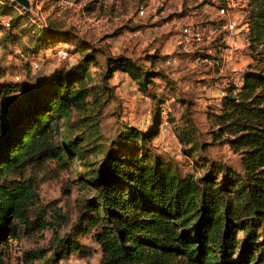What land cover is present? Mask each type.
<instances>
[{"label":"trees","instance_id":"1","mask_svg":"<svg viewBox=\"0 0 264 264\" xmlns=\"http://www.w3.org/2000/svg\"><path fill=\"white\" fill-rule=\"evenodd\" d=\"M248 6L246 38L258 49V63L245 69L240 84L228 83L216 110L208 113L212 141L228 145L239 170L217 162L204 175L182 176L144 149L105 154L94 166L82 160L85 149L78 137L57 138L54 122L85 108L88 55L70 67H54L50 79L43 76L24 88L6 82L0 68V264L10 240L32 238L47 228L53 234L49 245L24 251L22 263L60 264L73 254L91 255L94 248L83 242L90 239L102 253L97 264H264V0H249ZM14 9L13 2L0 0V28L10 40L28 36L23 50L33 56L24 65L35 74L39 68L32 57L71 33L45 23L36 34L15 33L25 12L11 20L12 27L3 23ZM148 69L124 55L107 57L102 80L117 71L141 88L152 77L167 79ZM94 88L104 95V88ZM154 119L157 129L162 122ZM83 128L85 141L99 130L93 122ZM141 133V143L158 135ZM75 156L84 168L75 181L94 193L82 198L75 221L61 233L67 219L56 200H41L40 190L69 169ZM73 183L63 182V194L70 196Z\"/></svg>","mask_w":264,"mask_h":264},{"label":"rangeland","instance_id":"2","mask_svg":"<svg viewBox=\"0 0 264 264\" xmlns=\"http://www.w3.org/2000/svg\"><path fill=\"white\" fill-rule=\"evenodd\" d=\"M30 1V12L14 3L17 9L3 20H9L12 27L11 20L25 12L15 33L26 29L27 34L31 31L36 34L45 23L58 31L70 32L63 39L67 44L62 42L38 51L32 62L39 69L31 74L24 65L31 55L23 50L28 36L19 37V41L10 40L5 36L6 30L0 28V68L5 72L6 82L24 88L43 76L50 79L55 74L54 67L61 64L70 67L88 55L91 62L87 64L86 85L90 94L85 108L54 121L59 127L57 138L60 141L80 139L85 149L82 160L98 166L105 154L140 153L144 149L149 155L169 162L182 176L204 175L209 165L217 162L240 169L238 156L228 145L212 141L208 113L214 112L220 103L218 91L228 83L240 84L245 69L258 63V49L250 45L247 32L243 36L231 35L224 29L225 19L232 16L239 25L244 22L249 0H236L238 5L224 17L217 12L221 0ZM140 7L145 9L142 16L137 13ZM184 27L190 28L193 34L191 53H179L175 43V37ZM232 41H236V47L231 48ZM55 47L69 48L65 60L55 57ZM195 53L207 56L208 62L196 64ZM120 55L135 60L154 74L160 72L167 79L152 77L141 88L128 74L117 71L102 80L106 58ZM19 77L21 81L14 83ZM98 85L104 88V95L100 97L94 88ZM154 118L162 122L157 129ZM88 122L95 123L99 130L92 140L85 141L81 136ZM151 130L158 135L141 143V132ZM130 131L135 132L136 137L132 138ZM79 161L75 156L69 169L58 179L41 186V200H56L67 219L61 233L69 230L75 221L82 198L94 193L75 181L84 172ZM66 179L74 180L70 196L61 189ZM52 235L51 228H47L32 238L10 240V246L4 249L5 264H24L23 252L33 247L46 248ZM238 237L241 238L242 233ZM83 242L94 248L91 255L73 254L60 264H97L102 257L99 246L90 239Z\"/></svg>","mask_w":264,"mask_h":264},{"label":"built area","instance_id":"3","mask_svg":"<svg viewBox=\"0 0 264 264\" xmlns=\"http://www.w3.org/2000/svg\"><path fill=\"white\" fill-rule=\"evenodd\" d=\"M236 5H238V2L236 0H221V4L218 8V14L221 17L224 16H228V12L229 10H234V8L236 7ZM138 15L142 16L145 13V9L143 7H140L138 10ZM226 23H224V29H226L229 34L231 35H245V33L247 32V25L242 22L241 25H239V22L237 21V19L232 16L231 18H227L225 19ZM9 20H3V23L6 27L9 26ZM193 34L191 33L190 28L188 27H184L181 30V33L179 35H177L175 37V43L177 45L178 48V52L179 53H191V45H192V36ZM197 35V34H195ZM236 44L235 42L231 45V48H233ZM67 50L66 48H57L55 51V57L58 60H65L67 58ZM194 62L196 64H202V63H207L208 62V57L201 54V53H195L194 55ZM210 63V62H209ZM34 68H37L36 65H33ZM225 94V90L224 88L220 91H218V98L220 100V98Z\"/></svg>","mask_w":264,"mask_h":264},{"label":"water","instance_id":"4","mask_svg":"<svg viewBox=\"0 0 264 264\" xmlns=\"http://www.w3.org/2000/svg\"><path fill=\"white\" fill-rule=\"evenodd\" d=\"M13 3H16L18 6L22 7L24 10L31 11V1L30 0H10Z\"/></svg>","mask_w":264,"mask_h":264},{"label":"crops","instance_id":"5","mask_svg":"<svg viewBox=\"0 0 264 264\" xmlns=\"http://www.w3.org/2000/svg\"><path fill=\"white\" fill-rule=\"evenodd\" d=\"M232 42H235V44L237 45L236 41H232ZM218 95V94H217Z\"/></svg>","mask_w":264,"mask_h":264}]
</instances>
